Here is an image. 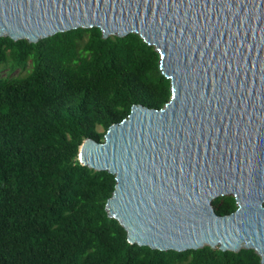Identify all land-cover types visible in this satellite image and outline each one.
Segmentation results:
<instances>
[{"label":"water","instance_id":"water-1","mask_svg":"<svg viewBox=\"0 0 264 264\" xmlns=\"http://www.w3.org/2000/svg\"><path fill=\"white\" fill-rule=\"evenodd\" d=\"M99 27L138 33L171 81L162 108L133 104L79 161L115 177L105 208L130 243L252 248L264 264V0H0V36L37 42ZM233 195L218 214L213 199Z\"/></svg>","mask_w":264,"mask_h":264},{"label":"trees","instance_id":"trees-1","mask_svg":"<svg viewBox=\"0 0 264 264\" xmlns=\"http://www.w3.org/2000/svg\"><path fill=\"white\" fill-rule=\"evenodd\" d=\"M159 64L135 32L104 38L99 27H78L35 43L0 36V264H263L252 248L130 243L105 208L114 175L79 161L82 140L103 141L133 104L159 109L170 99ZM212 202L218 214L237 208L233 195Z\"/></svg>","mask_w":264,"mask_h":264},{"label":"rangeland","instance_id":"rangeland-1","mask_svg":"<svg viewBox=\"0 0 264 264\" xmlns=\"http://www.w3.org/2000/svg\"><path fill=\"white\" fill-rule=\"evenodd\" d=\"M24 72V71H23ZM23 72H21V71H19V70H17V71H15V72H13L12 73V75H18V74H22ZM3 74L5 75L6 74V72L5 71H3ZM231 195V194H230Z\"/></svg>","mask_w":264,"mask_h":264}]
</instances>
